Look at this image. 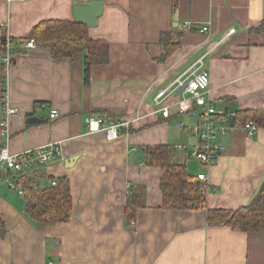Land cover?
Masks as SVG:
<instances>
[{
    "label": "crops",
    "instance_id": "obj_1",
    "mask_svg": "<svg viewBox=\"0 0 264 264\" xmlns=\"http://www.w3.org/2000/svg\"><path fill=\"white\" fill-rule=\"evenodd\" d=\"M93 2H102L103 12L89 36L108 41L109 54L107 63L90 68L87 82L81 53L53 58L47 47L24 45L40 21L74 19L73 5ZM263 21L264 0H0V35L13 42L10 65L0 62V122L4 96L16 109L0 126V148L19 154L58 146L36 168L0 177V264H264V229L207 222L208 209L241 208L264 183V127L253 137L241 130L221 136L224 149L207 166L183 151L196 139L178 125L190 123L176 114L182 94L165 100L167 118L154 103L193 67L208 72L206 99L227 112L228 122L239 110L263 109L264 28L255 29ZM185 22L190 25L177 29ZM202 26L207 32L197 31ZM102 114L130 121L118 139L87 131L86 118ZM161 144L173 147L171 159L190 175L205 174V207L162 206L163 170L145 164V148ZM60 177L69 183L70 219H29L24 182L45 188ZM131 193L142 205L127 222Z\"/></svg>",
    "mask_w": 264,
    "mask_h": 264
},
{
    "label": "trees",
    "instance_id": "obj_2",
    "mask_svg": "<svg viewBox=\"0 0 264 264\" xmlns=\"http://www.w3.org/2000/svg\"><path fill=\"white\" fill-rule=\"evenodd\" d=\"M263 28L264 21L255 29L258 31ZM31 38L35 45L49 48L53 58L70 57L81 53L85 82L88 81L92 66L108 61V41L90 38L89 27L79 20H42L33 27ZM168 38L166 34L162 37L166 51L171 47ZM5 42V35H0V57L5 49ZM208 102L214 106L211 101ZM230 120L231 122H228V116H226L224 124L235 127L232 132L241 130L245 135L242 128L247 122H254L258 127H264V108L239 110L233 113ZM217 124L223 125L221 122ZM232 132L220 133L217 140L220 141L221 136ZM172 153L173 147L167 144L145 148V164L163 170L160 181L163 195L162 206L176 209L205 207L207 187L202 185L196 176L193 177L188 173L185 164L172 160ZM23 190L29 198L26 214L32 221L52 224L66 222L70 219L72 200L67 178L60 177L56 185L45 188H37L24 182ZM141 205L139 194L131 193L127 196L124 206V216L127 222L134 221L136 211ZM207 222L212 225H227L243 232L264 229V183L251 201L241 208L236 210L208 209ZM3 224L4 221L0 215L1 231Z\"/></svg>",
    "mask_w": 264,
    "mask_h": 264
},
{
    "label": "built area",
    "instance_id": "obj_3",
    "mask_svg": "<svg viewBox=\"0 0 264 264\" xmlns=\"http://www.w3.org/2000/svg\"><path fill=\"white\" fill-rule=\"evenodd\" d=\"M186 25H190V23L185 22L183 25H178L177 29ZM207 30V26L198 28V32L202 33L207 32ZM232 32L233 30H230L227 35ZM24 45L26 47H32L34 45L33 39L27 40ZM12 48V40L6 39L5 49L0 57V62L5 67H8L11 63L10 50ZM209 82V74L206 70L200 69L197 71L194 70L193 67H190L185 73L177 77L167 88L160 90L154 97V103L158 105V111L161 116L167 118L170 116V105L165 104V100L174 92H180V94H182L181 98L175 103L176 114L193 116L195 120L192 123L178 121V125L182 128L186 136L196 138L194 147L191 150L186 151L185 149L183 151L185 154H188L201 164L207 166L213 165L219 153L224 149V145L217 140L218 135L220 133H226L227 131L232 132L235 128L224 124L227 112L224 109H216L206 99ZM3 100L4 102L1 105L3 117L0 126L4 129L7 120L16 112V109L8 104L5 96ZM50 117H55V113L51 112ZM129 122V120H125L124 118H114L111 120L108 116L102 114L88 116L85 120V127L88 132L103 130L106 139L108 141H113L119 138V129L122 127L127 128ZM218 122L223 123V125H218ZM259 128L260 127L254 122H247L242 129L245 136L253 137ZM2 134L4 135L3 131ZM178 148L183 149L184 147L178 145ZM57 152V143L47 144L19 154H11L8 148L4 146L0 148V170L3 171V175L6 172L19 175L26 170L34 169L38 165L47 162L49 159L53 158ZM196 179L207 187L204 173H198ZM52 185H56V181H52ZM10 186L13 187V184L10 183ZM18 192L22 195L20 189H18ZM47 264L51 263L49 262Z\"/></svg>",
    "mask_w": 264,
    "mask_h": 264
},
{
    "label": "water",
    "instance_id": "obj_4",
    "mask_svg": "<svg viewBox=\"0 0 264 264\" xmlns=\"http://www.w3.org/2000/svg\"><path fill=\"white\" fill-rule=\"evenodd\" d=\"M103 12V4L102 2H93L91 4H75L72 6V13L75 20L82 21L88 27H94L97 24V17H99ZM29 123H37L40 122L41 119L38 117H29L27 119ZM76 157H72L68 159L66 162L71 164ZM3 175V171L0 170V177Z\"/></svg>",
    "mask_w": 264,
    "mask_h": 264
},
{
    "label": "rangeland",
    "instance_id": "obj_5",
    "mask_svg": "<svg viewBox=\"0 0 264 264\" xmlns=\"http://www.w3.org/2000/svg\"><path fill=\"white\" fill-rule=\"evenodd\" d=\"M183 116H185V117L188 118V121H187V122H194V120H195V117H193V116H188V115H186V114H182V117H183ZM176 149H178L177 146H176Z\"/></svg>",
    "mask_w": 264,
    "mask_h": 264
}]
</instances>
